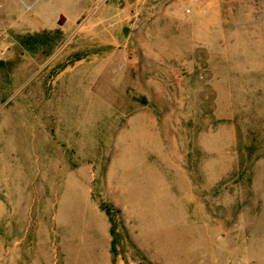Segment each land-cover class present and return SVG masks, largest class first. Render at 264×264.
Returning a JSON list of instances; mask_svg holds the SVG:
<instances>
[{
	"label": "rangeland",
	"instance_id": "rangeland-1",
	"mask_svg": "<svg viewBox=\"0 0 264 264\" xmlns=\"http://www.w3.org/2000/svg\"><path fill=\"white\" fill-rule=\"evenodd\" d=\"M110 1L0 0V33L11 26L6 9L29 12L32 24L38 10L75 16L66 28H15L0 39L15 47L0 65V133L13 137L15 169L31 178L12 190L25 241L6 247L0 264L17 255L19 264H264V0H223L220 98L186 100L177 83L171 107L134 99L132 79L100 76L97 65L76 84H57V67L46 66L77 30L86 45L101 44L116 17L133 27L123 0L93 13ZM193 1L157 0L156 18L172 4L177 18L196 19ZM139 105L157 116L152 129L134 120Z\"/></svg>",
	"mask_w": 264,
	"mask_h": 264
},
{
	"label": "crops",
	"instance_id": "crops-1",
	"mask_svg": "<svg viewBox=\"0 0 264 264\" xmlns=\"http://www.w3.org/2000/svg\"><path fill=\"white\" fill-rule=\"evenodd\" d=\"M119 1L111 0L100 12L95 10L93 13L99 15L109 13L113 11L112 8H116ZM156 1L123 0L124 3L126 2L125 17L128 14H135L134 16H137L135 23L140 25L139 31H133L131 25L120 23L121 18L116 17L117 19L110 23V27L101 29V34L104 35L101 44L96 43L91 37L86 39L87 42L90 41L89 44L87 43L88 45H85L81 41L79 42L80 39L77 40L78 35L84 29L77 30L60 46L55 58L46 64L47 67L52 64H54L52 68L57 67V72H59L57 84H59V80L67 76H70L69 83L76 84L78 78L83 77L85 79L87 77L86 72L89 71H86V68L97 65L103 70L100 76L112 72V74L121 75L129 81L132 79L133 84L136 85L135 92L138 94L134 96V99H165L166 101L169 100L171 107L173 99L177 95L175 93L178 92V88L175 87L177 83L183 85L179 92L182 90V94L183 92L186 94V100L212 98L207 94L219 92L218 86L221 83V42L223 37L226 40L230 33L227 29V14H223L227 2L223 0H195L190 7L191 10H188L193 12L197 18L191 20L179 19L177 14L173 15L171 4L165 9L169 10L166 12V17L158 20L156 18ZM80 11L82 15L87 12L82 6ZM6 12L8 16H11V26L0 33V39L5 37L6 41L10 38L9 33H14L15 28V33L24 34L31 29L66 28L75 20V16H69L64 12L50 15L46 10H38L37 21H33L34 24H32L29 12L21 11L23 12L21 17L19 15L14 17V12L11 9L10 11L6 9ZM121 14L123 11H119L116 15L121 16ZM90 16L87 19H90ZM1 20L2 15H0ZM14 21L16 22L14 23ZM124 26H127V29ZM242 26L245 28L246 24L243 23ZM161 31L163 34L158 38ZM4 34L6 35L4 36ZM13 48H15L13 44L5 43L4 45L0 43V65L6 66L8 63H12ZM20 48L23 49L24 47L21 46ZM95 53H100V55ZM111 76L113 77V75ZM179 76L180 79H178ZM180 80L181 82H179ZM213 97L220 98V95L218 93ZM141 116L148 117L149 120L144 118L142 121ZM134 117L136 122H140V129H142V123H150L144 125L150 129L154 127L153 124L158 123V118L154 123V117L157 116L147 106L139 105V110L137 114L134 113ZM143 132L147 133L146 130ZM139 136H142V133L134 129L133 137H137V140H133V147L140 151L142 140ZM193 138L198 142L199 135L195 136L193 133ZM14 144L16 145L13 137L0 133V252L2 254H4L6 247L11 248L12 243H15L12 249H16V245L25 241L26 235L24 229L26 223L14 220V216L10 214L13 212L15 203L12 198V190L18 188L22 193L27 186L25 181H31L30 177V179H26L22 172L15 169ZM23 162L28 163L26 160ZM19 169L23 171V166L22 168L19 166ZM88 175L86 174L84 177L86 179L84 190H87L88 180H92L91 176ZM111 187L109 186L110 189ZM17 204L23 208L22 200L18 201ZM15 229L19 230L16 231ZM19 260H22L19 255L12 258L13 264H17Z\"/></svg>",
	"mask_w": 264,
	"mask_h": 264
},
{
	"label": "built area",
	"instance_id": "built-area-1",
	"mask_svg": "<svg viewBox=\"0 0 264 264\" xmlns=\"http://www.w3.org/2000/svg\"><path fill=\"white\" fill-rule=\"evenodd\" d=\"M103 1H106V0H103ZM191 11L190 10H187V13H190ZM140 29V25L137 23H134L133 24V30H139Z\"/></svg>",
	"mask_w": 264,
	"mask_h": 264
},
{
	"label": "bare ground",
	"instance_id": "bare-ground-1",
	"mask_svg": "<svg viewBox=\"0 0 264 264\" xmlns=\"http://www.w3.org/2000/svg\"><path fill=\"white\" fill-rule=\"evenodd\" d=\"M128 134V133H127ZM131 134V133H130ZM130 137V136H129ZM132 137V135H131ZM92 174V173H91ZM121 186V185H120ZM90 188V187H89ZM93 189V188H92ZM123 189V188H122ZM79 191V190H78ZM115 193V192H114ZM148 195V194H147ZM85 199V198H84ZM123 203V202H122ZM127 204V203H126ZM94 210V209H93ZM14 242V241H13ZM2 249V248H1ZM1 251V250H0ZM1 253V252H0Z\"/></svg>",
	"mask_w": 264,
	"mask_h": 264
},
{
	"label": "trees",
	"instance_id": "trees-1",
	"mask_svg": "<svg viewBox=\"0 0 264 264\" xmlns=\"http://www.w3.org/2000/svg\"><path fill=\"white\" fill-rule=\"evenodd\" d=\"M46 37H48V36L46 35Z\"/></svg>",
	"mask_w": 264,
	"mask_h": 264
}]
</instances>
